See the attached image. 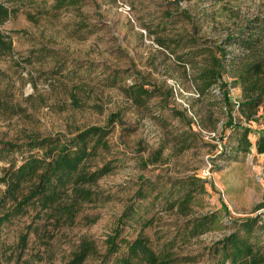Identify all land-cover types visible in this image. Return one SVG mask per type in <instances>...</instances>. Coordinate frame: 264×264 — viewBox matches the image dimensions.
<instances>
[{"label":"rangeland","instance_id":"1","mask_svg":"<svg viewBox=\"0 0 264 264\" xmlns=\"http://www.w3.org/2000/svg\"><path fill=\"white\" fill-rule=\"evenodd\" d=\"M1 1L12 11L2 29L14 52L0 57V147L107 125L111 150H101L94 164L115 161V169L99 180L100 199L86 204L73 226L55 227L33 211L14 219L2 233L0 264H64L83 239L98 250L83 264H100L119 226L121 238L143 231L157 250L173 243L172 264H215L217 242L256 216L253 241L264 249V153L233 149L240 134L224 129L219 87L200 95L196 68L179 61H202L192 58L196 49L214 48L246 19L264 15V0ZM228 49L225 78L233 80L229 58L243 50ZM137 86L155 91L141 105L132 97ZM241 92L232 87L234 103ZM113 114L121 120L109 124ZM234 115L264 127L263 108L254 118L260 125L239 110ZM25 149L4 153L0 165L41 152ZM184 183L194 189L186 214L171 206ZM127 208H135L134 217L122 222ZM204 216L214 220L210 228L182 239L179 233ZM24 233L28 244L18 259Z\"/></svg>","mask_w":264,"mask_h":264},{"label":"trees","instance_id":"2","mask_svg":"<svg viewBox=\"0 0 264 264\" xmlns=\"http://www.w3.org/2000/svg\"><path fill=\"white\" fill-rule=\"evenodd\" d=\"M60 2L63 4L66 0ZM11 15V9L0 0V57L14 52L12 38L2 29ZM229 45H238L243 50L229 58L233 80L225 78L226 60L231 52ZM194 56H203L202 61L185 59L184 56L179 61L196 68L193 81L200 95L208 93L215 86L219 87L228 116L224 129L233 128L240 134L233 149L237 153H247L254 146L257 153H264V127L260 130L253 129L246 126L242 118L234 115L235 110H239L247 121H258L260 125L259 121L263 119L261 125L264 124V115L261 119H254L260 108L264 110V15L246 19L244 25L235 33L229 34L221 44L214 48L196 49L192 58ZM237 85L241 86L242 92L234 103L231 89ZM133 88L135 90L132 97L139 105L155 92L143 86ZM115 120H121L119 114H113L109 124ZM111 132L112 129L107 125H93L70 137L58 133L32 138L22 145L2 143L0 159H4V153L19 151L24 146L28 147L25 149L27 151L39 148L41 152L30 153L20 164L12 160L6 166L0 165V244L4 228L14 219L26 216L31 211L35 212L37 219L45 216L55 227L73 226L84 206L100 199L98 182L115 169V161H107L102 165L94 164V161L101 150H111L108 139ZM250 134L256 137L255 142L250 139ZM183 185L185 193L171 206H178L186 214L194 198V189L188 183ZM144 196L142 193L141 197ZM262 206L263 204L258 205L256 210ZM134 214L135 208H127L121 221L133 218ZM213 221L209 216H204L186 226L179 235L182 239L199 236L210 228ZM258 221L257 216L246 217L238 224L237 230L218 241L216 255L219 257L215 264H264V249L257 247V243L253 241L254 231L259 227ZM122 231L123 228L119 226L108 237L107 249L100 264H107L112 258L113 264H172L178 261L173 243L157 250L143 231L133 240L121 238ZM27 244V233H24L17 244L20 250L18 259L23 256ZM123 246L125 249L122 251ZM97 253L95 243L83 239L64 264H83ZM8 259L11 260V257ZM24 264L30 263L24 261Z\"/></svg>","mask_w":264,"mask_h":264}]
</instances>
